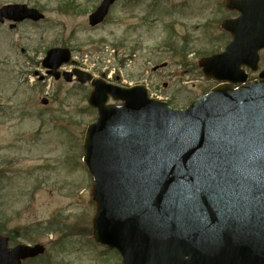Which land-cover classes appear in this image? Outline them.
I'll list each match as a JSON object with an SVG mask.
<instances>
[{"label":"water","instance_id":"1","mask_svg":"<svg viewBox=\"0 0 264 264\" xmlns=\"http://www.w3.org/2000/svg\"><path fill=\"white\" fill-rule=\"evenodd\" d=\"M112 3L103 0L89 25L100 24ZM225 7L239 13L221 24L232 40L198 66L204 77L227 83L187 108L149 99L143 86L92 80L88 104L97 120L83 142L96 204L92 237L117 250L122 264H264V73L246 83L241 70L258 68L264 0H226ZM43 18L25 5L0 8V23ZM69 61V50L57 48L42 65L58 78ZM74 73L82 84L90 80ZM108 97L122 104L106 106ZM43 253L39 244L8 248L0 235V264Z\"/></svg>","mask_w":264,"mask_h":264},{"label":"rangeland","instance_id":"2","mask_svg":"<svg viewBox=\"0 0 264 264\" xmlns=\"http://www.w3.org/2000/svg\"><path fill=\"white\" fill-rule=\"evenodd\" d=\"M65 1L0 0V7L25 4L45 16L12 30L0 25V233L17 236L15 244L45 246L44 256L27 264H117L89 234L95 206L82 162L84 132L96 118L89 87L45 76V52L67 48L74 63L65 72L144 85L150 96L183 109L215 86L197 62L224 49L229 40L220 22L233 14L224 0H155L148 12L150 0H117L105 21L90 27L100 0H71L74 12ZM259 55L264 70V51Z\"/></svg>","mask_w":264,"mask_h":264},{"label":"flooded vegetation","instance_id":"3","mask_svg":"<svg viewBox=\"0 0 264 264\" xmlns=\"http://www.w3.org/2000/svg\"><path fill=\"white\" fill-rule=\"evenodd\" d=\"M153 3H155V0H150V4H149V6H148V9L149 8H153ZM226 35H227V37H229L230 38V36L226 33ZM36 65V64H35ZM105 75H101L100 77L101 78H105L104 77ZM98 77V76H97ZM108 83H112L111 81H109V80H106ZM84 86H89L90 87V85L89 84H86V85H84ZM174 264H181V263H174Z\"/></svg>","mask_w":264,"mask_h":264},{"label":"trees","instance_id":"4","mask_svg":"<svg viewBox=\"0 0 264 264\" xmlns=\"http://www.w3.org/2000/svg\"><path fill=\"white\" fill-rule=\"evenodd\" d=\"M6 235L10 238V240H11L12 242L15 243V238H16L17 236H13V235L11 234V232L7 233Z\"/></svg>","mask_w":264,"mask_h":264}]
</instances>
